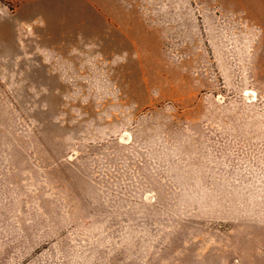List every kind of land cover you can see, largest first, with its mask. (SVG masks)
Listing matches in <instances>:
<instances>
[{
    "label": "rangeland",
    "instance_id": "rangeland-1",
    "mask_svg": "<svg viewBox=\"0 0 264 264\" xmlns=\"http://www.w3.org/2000/svg\"><path fill=\"white\" fill-rule=\"evenodd\" d=\"M0 264H264V0H0Z\"/></svg>",
    "mask_w": 264,
    "mask_h": 264
}]
</instances>
